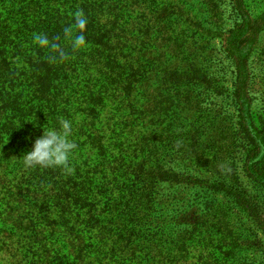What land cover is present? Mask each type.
Masks as SVG:
<instances>
[{"label": "trees", "instance_id": "trees-1", "mask_svg": "<svg viewBox=\"0 0 264 264\" xmlns=\"http://www.w3.org/2000/svg\"><path fill=\"white\" fill-rule=\"evenodd\" d=\"M163 1L0 0V252H15L6 264H168L150 251L170 239L175 221L160 214L157 187L177 175L151 151L156 140L190 135L198 81L195 62L179 56L173 5ZM235 5L228 48L237 53L250 19L244 0ZM78 9L89 47L73 51L63 28ZM166 21L171 34L162 32ZM34 33L59 36L72 58L49 63ZM150 91L160 97L155 111L146 108ZM61 117L78 145L74 173L27 168L23 156ZM254 131L264 146V128ZM190 138L188 150L213 156L212 142Z\"/></svg>", "mask_w": 264, "mask_h": 264}, {"label": "rangeland", "instance_id": "rangeland-1", "mask_svg": "<svg viewBox=\"0 0 264 264\" xmlns=\"http://www.w3.org/2000/svg\"><path fill=\"white\" fill-rule=\"evenodd\" d=\"M235 1H163L173 5L170 20L185 50L179 56L195 62L191 77L198 81L190 135L156 140L151 151L164 170L177 175L157 187L160 214L175 222L168 226L166 249L150 251L168 264H264V146L252 132L264 128V0H244L250 28L237 53L228 48L230 30L240 19ZM169 26L163 23L162 32L171 34ZM179 51L169 55L178 58ZM150 92L146 108L155 111L160 97ZM187 137L212 142L213 156L188 150L182 145ZM221 164L230 171H221ZM14 256L0 252V264Z\"/></svg>", "mask_w": 264, "mask_h": 264}, {"label": "clouds", "instance_id": "clouds-1", "mask_svg": "<svg viewBox=\"0 0 264 264\" xmlns=\"http://www.w3.org/2000/svg\"><path fill=\"white\" fill-rule=\"evenodd\" d=\"M73 16L74 23L63 28V38L73 51H79L89 47L84 35L88 20L82 9H78ZM59 41V36L49 39L46 34H33V42L49 50L47 60L51 64L63 63L72 58ZM71 135L72 122L63 117L59 118V128H44L43 135L35 140L32 150L23 156L25 166L60 168L65 174H73L75 169L70 165V156L78 145L70 139ZM180 146L178 141L176 147ZM219 168L221 171H230L224 164L219 165Z\"/></svg>", "mask_w": 264, "mask_h": 264}]
</instances>
